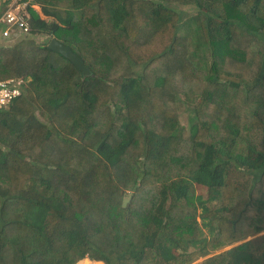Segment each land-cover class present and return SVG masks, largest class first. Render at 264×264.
Masks as SVG:
<instances>
[{"label":"trees","instance_id":"16d2710c","mask_svg":"<svg viewBox=\"0 0 264 264\" xmlns=\"http://www.w3.org/2000/svg\"><path fill=\"white\" fill-rule=\"evenodd\" d=\"M29 1L62 26L0 40V264H264V0Z\"/></svg>","mask_w":264,"mask_h":264},{"label":"built area","instance_id":"2783aa9c","mask_svg":"<svg viewBox=\"0 0 264 264\" xmlns=\"http://www.w3.org/2000/svg\"><path fill=\"white\" fill-rule=\"evenodd\" d=\"M22 8L19 5H12L0 17V25L6 26L0 32L1 39H9L16 32L28 33L29 28ZM21 85V80L15 81V84L14 80L0 81V108L8 105L19 95Z\"/></svg>","mask_w":264,"mask_h":264},{"label":"clouds","instance_id":"9594fccd","mask_svg":"<svg viewBox=\"0 0 264 264\" xmlns=\"http://www.w3.org/2000/svg\"><path fill=\"white\" fill-rule=\"evenodd\" d=\"M11 2H12V0H11ZM12 5H19V6H21L22 5V9H21V11L23 12V14H25V19H26V22H28V13H27V6L28 5H35L36 6V4H33V3H31L29 0H26V1H24V2H22V0H19V1H16V2H13L12 3ZM12 5H10V6H12ZM9 5H8V7L6 8V10L10 7ZM38 6V5H37ZM42 8V7H41ZM24 9V10H23ZM4 13V12H3ZM3 15V14H2ZM1 15V16H2ZM0 16V17H1ZM28 25V24H27ZM28 28H29V31H28V36L30 37V35L32 34V29L28 26ZM2 31V30H1ZM33 34H35V33H33ZM51 39H52V37H51ZM0 40H1V38H0ZM2 40H4V39H2ZM63 43V42H62ZM128 44V43H127ZM129 46H130V44L127 46L128 48H129ZM130 52L131 53H133V51L132 50H130ZM145 55V54H144ZM144 55H142V56H144ZM148 57L147 58H145V60H144V62L143 63H145V62H147V60H148V58L149 57H151V59L153 58L152 57V55H154L153 54V52H152V54H150V52L148 53ZM148 64V63H147ZM146 64V65H147ZM127 62H125L124 63V65H122V68L120 69V71H119V73H122V72H124V73H126V71H127ZM130 65H131V68L132 69H134L133 67H135L134 65H132L131 63H130ZM148 67V66H147ZM129 68H130V66H129ZM138 68H140V69H137V70H139L140 71V74L142 75V70H144L145 71V68H144V64H141L140 65V67H138ZM147 74V73H146ZM142 77H143V75H142ZM147 77H148V75H147ZM6 80H14V79H6ZM6 80H4V81H6ZM18 80H21L22 81V85L19 87V95L13 100V101H15V100H17L18 98H20L21 96H22V94H23V92H24V89H25V85H26V81H24L23 79H15V81H18ZM140 81H142L141 82V86L140 87H142V84L145 82V81H147V79H141ZM141 90H142V88H141ZM13 101L12 102H10L8 105H6V106H9L11 103H13ZM6 106H4V107H6ZM2 108V107H1ZM0 108V109H1ZM126 198H129V201L131 200V196H130V194H126L123 198H122V206H124L123 205V200L124 199H126ZM129 201L127 202V203H125V206L129 203ZM201 261V260H200ZM200 261H198V262H200ZM198 262H196V263H198ZM195 264V263H194Z\"/></svg>","mask_w":264,"mask_h":264},{"label":"rangeland","instance_id":"374dc122","mask_svg":"<svg viewBox=\"0 0 264 264\" xmlns=\"http://www.w3.org/2000/svg\"><path fill=\"white\" fill-rule=\"evenodd\" d=\"M16 1H19V0H12V2L10 1L9 2V6L10 5H12V3L13 2H16ZM4 2H6V0H0V9H1V7H2V4L4 3ZM21 7H22V5H21ZM32 7L33 8H35L37 11L39 10V8H41L40 6H35V5H32ZM39 7V8H38ZM42 9L43 8H41V11H42ZM50 9H54V8H50ZM24 10V9H23ZM36 13H39V11L38 12H36ZM50 13H52V12H50ZM61 13V12H60ZM42 14H43V16L42 15H38L39 16V18L41 19V20H43V21H45L46 22V25H47V28L45 27V29H44V31H39L38 33H35V34H43L44 35V33L43 32H45L47 29H53L55 26H56V24H58L59 26L61 25V22H59L58 20H57V17H56V19L53 17V16H47V15H45V13H43L42 12ZM61 16L62 17H64L65 16V14H64V12L62 11V14H61ZM29 18H31V16L30 15H28V19ZM62 26V25H61ZM6 28V26L5 25H0V32H1V30H3V29H5ZM33 28V27H32ZM56 29H54V31H55ZM54 31H53V33H54ZM73 33H74V31H73ZM52 38H56L57 39V37H54L53 35H52V33H51V35H50ZM69 37H67V39H68ZM58 40H61V41H65L66 39L64 38V37H61V38H58ZM152 49L153 50H156V47L155 46H153L152 47ZM195 48H193L192 49V51L195 53ZM151 51V50H150ZM152 52V51H151ZM186 114H181V117H180V120H181V122H182V124L185 126V129H186V131H185V133H184V136L186 137L187 136V129H188V125H187V121H186ZM225 250V249H224ZM223 250V251H224ZM221 252V251H220ZM219 253V252H218ZM79 264H93V263H91V262H88V261H83V262H80Z\"/></svg>","mask_w":264,"mask_h":264},{"label":"water","instance_id":"95a60500","mask_svg":"<svg viewBox=\"0 0 264 264\" xmlns=\"http://www.w3.org/2000/svg\"><path fill=\"white\" fill-rule=\"evenodd\" d=\"M47 48L55 53L60 54L62 57L68 60L75 67L76 70L81 72L82 75H90L89 70L84 66L82 60L62 42L58 41L55 38H52L49 41ZM128 201L129 198L124 199L123 205L125 206V203H127Z\"/></svg>","mask_w":264,"mask_h":264},{"label":"crops","instance_id":"0c3cea01","mask_svg":"<svg viewBox=\"0 0 264 264\" xmlns=\"http://www.w3.org/2000/svg\"><path fill=\"white\" fill-rule=\"evenodd\" d=\"M36 7H37V5H36ZM38 8H39V7H38ZM45 10H48V9H45ZM34 11H35V12H38V11H39V13H37V14L43 16L42 12L44 13V9H42V11H41V8H39V10L37 11V10L34 8ZM43 17H44V16H43Z\"/></svg>","mask_w":264,"mask_h":264},{"label":"bare ground","instance_id":"6f19581e","mask_svg":"<svg viewBox=\"0 0 264 264\" xmlns=\"http://www.w3.org/2000/svg\"><path fill=\"white\" fill-rule=\"evenodd\" d=\"M28 6H30L33 10H34V8L32 7V5H28ZM37 14V13H36ZM38 15V14H37ZM28 24V23H27ZM29 26V25H28Z\"/></svg>","mask_w":264,"mask_h":264}]
</instances>
